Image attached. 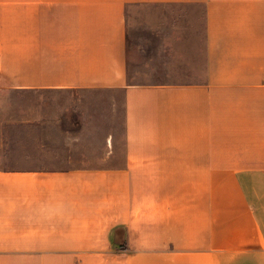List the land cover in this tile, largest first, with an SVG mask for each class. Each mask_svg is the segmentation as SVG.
<instances>
[{
    "label": "crops",
    "instance_id": "crops-1",
    "mask_svg": "<svg viewBox=\"0 0 264 264\" xmlns=\"http://www.w3.org/2000/svg\"><path fill=\"white\" fill-rule=\"evenodd\" d=\"M137 6L172 12L157 77L129 72ZM66 91L110 93L121 144L111 130L97 165L45 169L1 132L0 264H264V0H0V98Z\"/></svg>",
    "mask_w": 264,
    "mask_h": 264
},
{
    "label": "rangeland",
    "instance_id": "rangeland-1",
    "mask_svg": "<svg viewBox=\"0 0 264 264\" xmlns=\"http://www.w3.org/2000/svg\"><path fill=\"white\" fill-rule=\"evenodd\" d=\"M171 13L170 8L163 6H137L128 9V58L131 75L138 72V78L157 77L166 71L165 61H162V56L154 53L151 40L154 38L152 30L156 22L171 17ZM145 59L146 62H142ZM202 59L200 51L195 57L198 71L203 67ZM109 95L105 91H66L39 96L10 94L0 98V102H3L0 105L4 107L0 108V122L9 116L17 121L20 113L17 104L25 102L29 106L36 100L47 102L46 107H50L48 103L54 104L49 109L52 110V115H49L51 120L35 122L30 126L16 122L4 127L0 125V136L3 132L6 147L13 154L26 151L27 156L23 160L31 167L39 165L45 169H68L97 165L105 153L103 141L107 132H117L118 144H121V104L108 117L104 104L108 103L106 100ZM37 144H44L43 149L47 150L39 157L29 156L28 153H35ZM14 160L12 164H17V159Z\"/></svg>",
    "mask_w": 264,
    "mask_h": 264
}]
</instances>
